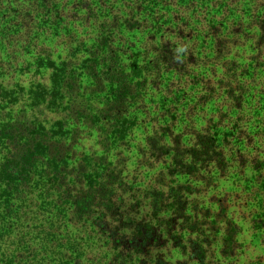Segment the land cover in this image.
I'll use <instances>...</instances> for the list:
<instances>
[{
  "label": "trees",
  "instance_id": "trees-1",
  "mask_svg": "<svg viewBox=\"0 0 264 264\" xmlns=\"http://www.w3.org/2000/svg\"><path fill=\"white\" fill-rule=\"evenodd\" d=\"M31 68L48 73L49 87H35L29 109L55 108L92 129L102 156L73 163V177L68 147L54 138L68 134L66 121L54 134L33 115L0 123V264H48L58 248L59 264H82L80 228L86 244L92 236L104 243L105 264H170L173 252L184 259L177 264H209L217 245L222 259L235 255L239 231L226 201L212 196L206 206L198 196L232 169L217 128L248 106L250 85L264 74V0H0V107L15 93L2 78ZM162 90L167 111L137 149V167L154 179L129 183L126 137L147 122L146 102ZM182 103L216 105L220 121L194 129V115L183 139L168 118ZM249 169L259 181L264 160ZM33 200V220L43 207L57 218L15 234ZM257 217L264 225V213Z\"/></svg>",
  "mask_w": 264,
  "mask_h": 264
},
{
  "label": "rangeland",
  "instance_id": "rangeland-1",
  "mask_svg": "<svg viewBox=\"0 0 264 264\" xmlns=\"http://www.w3.org/2000/svg\"><path fill=\"white\" fill-rule=\"evenodd\" d=\"M243 8V5L240 3L239 11ZM186 14V13H185ZM80 32L82 30H79ZM196 48V51H199L201 44ZM57 49H60L57 48ZM203 52H206L204 50ZM248 50L246 52L236 50V55L246 57L248 55ZM30 69L29 74H23L17 70L16 74L8 78V76L3 77V83L9 85L6 88V91L10 94V91H14V101L11 102L7 97L6 103L2 104L0 107V123L9 122L15 119L16 116H29L33 115L38 118L41 122V125L46 129L47 132L54 134L58 131L57 124L66 121L67 126H65V132L68 131V134L57 133L54 138L61 142L65 147H68L67 154L72 159H69V165L72 164V176L74 177L76 173V164L79 159L86 157L88 161L92 163L94 159L100 158L102 156V151L99 146L96 144V133L81 124H73L70 122L69 118L64 119L62 111L56 110L55 108H45V105L41 107L39 112H33L29 109L31 92L38 85H44L49 87V78L48 73L41 75L40 73L35 74ZM51 87V85H50ZM52 89V87H51ZM252 89H255L254 91ZM51 91V90H50ZM258 91L260 92L258 94ZM250 94H253V100L248 102V106L244 108L241 113H229L228 118H224L221 121V125L217 128L218 140L219 143L224 145V151L232 156V169L229 170V173L226 177L218 178L215 183V188L207 189L205 197L199 195V198L204 199L206 203L204 205H210L209 202L212 196L217 199H223L228 205V218L232 219L234 224L239 231L235 240L238 244V249L235 250V255L229 259H222L218 254L219 245L212 248V255L208 254V263L209 264H264V225H260L257 216L264 213V174H262L259 181H256V175L253 174L249 167H251L252 160L254 158H261L264 160V74L255 78V80L250 85ZM165 93L162 90L161 92H153L151 97V103H147V109L150 113V116L147 118L146 123H141L136 129L133 130L132 134L126 137V142L128 150L122 152V157L124 160V165L126 166V171L124 175H127V180L129 183H138V185L148 184L152 181L154 176V171H146L143 168L137 167V161L140 159L137 149L143 144V139L146 133L150 132V126L155 124L154 120L158 121L159 115L166 113L167 108L160 106L162 98ZM12 98V97H11ZM149 97H147L148 100ZM175 108L174 111L169 115L171 120L175 119L174 123L176 126L175 133L181 131L180 133H185L183 139H186L189 128H184L188 125V121L196 115L193 120L196 123L194 129H199L202 122H205L209 118H213V124H216L220 121V116L217 114L216 105H206L201 109L199 106H194L188 103L184 105H175L171 107ZM163 121H159L162 123ZM235 127L233 130L234 138H230L228 133L230 129ZM184 130V132H182ZM225 135V136H224ZM227 136V138H226ZM238 138V140H237ZM226 141V142H225ZM223 147V146H222ZM126 147L119 148L117 151L121 152ZM240 151V153H238ZM116 151H113L115 153ZM242 154V158L240 155ZM111 161L115 158L110 154ZM244 160L245 169L240 167V161ZM92 160V161H91ZM71 163V164H70ZM88 165V164H87ZM90 164V171L91 166ZM138 168V169H137ZM154 170V169H153ZM90 173V172H89ZM92 173V172H91ZM184 182L185 179L179 180ZM42 192V191H41ZM31 198L35 197L38 193L31 191ZM30 197V196H29ZM35 200L28 203L29 209L22 210V215L27 214L24 218L22 216L21 226L15 231L17 233H25L27 230H24V224L29 227V225H35L36 222L43 221L49 215L51 218H57V212L51 207H43L40 210L41 216H35L34 213L37 210H34L33 207L30 208V204L34 205ZM49 208V209H48ZM215 211V206L211 207ZM34 212V213H33ZM34 224H31L32 221ZM38 219V220H36ZM31 221V222H30ZM260 221V220H259ZM30 222V223H29ZM44 222V221H43ZM60 226V225H59ZM83 229H79L77 233L79 242L82 244L80 246L82 253L81 260L82 264H105L106 260V249L104 248V243L99 242L98 238L92 236L93 240L89 241L86 244V240H82L84 237ZM31 236L36 235V231L30 228ZM39 235V234H37ZM43 235V234H42ZM44 237V235H43ZM38 241V240H37ZM40 243L39 241L32 245ZM37 248V247H36ZM35 248V249H36ZM59 251V252H58ZM61 249H55L50 254L48 259V264H59V261L56 259L59 258L58 254ZM173 252V251H172ZM88 255V260L85 259ZM84 256V258H83ZM93 262H91L92 260ZM184 259L180 258L178 253L173 252L171 257L168 259L170 264H177L182 262Z\"/></svg>",
  "mask_w": 264,
  "mask_h": 264
}]
</instances>
